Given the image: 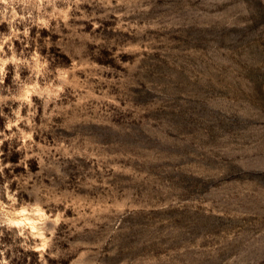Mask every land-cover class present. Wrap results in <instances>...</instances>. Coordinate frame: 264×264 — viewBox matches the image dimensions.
Masks as SVG:
<instances>
[{
	"label": "rangeland",
	"instance_id": "374dc122",
	"mask_svg": "<svg viewBox=\"0 0 264 264\" xmlns=\"http://www.w3.org/2000/svg\"><path fill=\"white\" fill-rule=\"evenodd\" d=\"M14 44L0 264H264V0H61Z\"/></svg>",
	"mask_w": 264,
	"mask_h": 264
},
{
	"label": "clouds",
	"instance_id": "9594fccd",
	"mask_svg": "<svg viewBox=\"0 0 264 264\" xmlns=\"http://www.w3.org/2000/svg\"><path fill=\"white\" fill-rule=\"evenodd\" d=\"M60 2L61 0H0V25L7 26V31L0 32V84L8 75L9 65L13 66L14 79L18 78L22 68H27L30 74L39 71V68L34 67L30 60L25 59L22 55H16L14 42L20 40L21 37L27 40L31 35L32 28L43 24V13L48 9L58 8ZM73 2L79 4L83 0H73ZM5 45H8L9 51L12 52L11 56L5 52ZM30 95L32 94L20 96L18 99L30 102ZM39 98L44 99L43 96ZM6 99V97L0 96V102ZM6 127H11V125H6ZM3 264H7V262L5 261Z\"/></svg>",
	"mask_w": 264,
	"mask_h": 264
},
{
	"label": "bare ground",
	"instance_id": "6f19581e",
	"mask_svg": "<svg viewBox=\"0 0 264 264\" xmlns=\"http://www.w3.org/2000/svg\"><path fill=\"white\" fill-rule=\"evenodd\" d=\"M26 220H28V222H29V219L28 218H25ZM30 223H32V222H30ZM33 226V225H32Z\"/></svg>",
	"mask_w": 264,
	"mask_h": 264
}]
</instances>
